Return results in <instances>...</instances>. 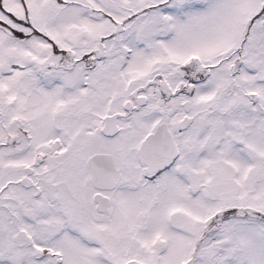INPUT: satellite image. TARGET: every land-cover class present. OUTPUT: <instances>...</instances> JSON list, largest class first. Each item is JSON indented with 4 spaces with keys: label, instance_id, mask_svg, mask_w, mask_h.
Here are the masks:
<instances>
[{
    "label": "snow or ice",
    "instance_id": "snow-or-ice-1",
    "mask_svg": "<svg viewBox=\"0 0 264 264\" xmlns=\"http://www.w3.org/2000/svg\"><path fill=\"white\" fill-rule=\"evenodd\" d=\"M0 264H264V0H0Z\"/></svg>",
    "mask_w": 264,
    "mask_h": 264
}]
</instances>
